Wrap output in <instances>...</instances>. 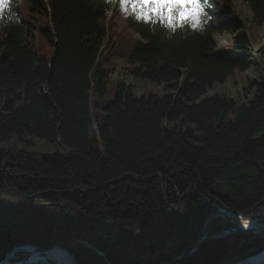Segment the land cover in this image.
Listing matches in <instances>:
<instances>
[{
	"label": "trees",
	"instance_id": "trees-1",
	"mask_svg": "<svg viewBox=\"0 0 264 264\" xmlns=\"http://www.w3.org/2000/svg\"><path fill=\"white\" fill-rule=\"evenodd\" d=\"M242 1L262 25L264 0ZM15 10L20 23L0 29V143L35 135L58 148L0 147L4 218L21 229L33 207L30 219L37 214L42 226L36 237L28 233L33 239L1 232L0 260L20 243L108 230L154 249L177 239L184 248L166 255L168 262L192 247L218 205L246 215L255 208L264 219V79L249 86L240 105L207 94L255 59L248 32L221 0L206 33L172 40L131 20L140 36L121 31L116 8L108 17L96 0H19ZM216 32L231 34V45L218 47ZM256 57L264 62V44ZM117 59L134 78L164 83L167 91L137 95L133 85L113 81ZM11 198L17 204L7 205ZM232 227L217 219L209 234ZM263 244L264 236L231 233L181 264H215ZM114 246L100 240L95 250L70 252L79 264H119L109 254ZM132 255L138 254L124 253L123 261H136Z\"/></svg>",
	"mask_w": 264,
	"mask_h": 264
},
{
	"label": "rangeland",
	"instance_id": "rangeland-1",
	"mask_svg": "<svg viewBox=\"0 0 264 264\" xmlns=\"http://www.w3.org/2000/svg\"><path fill=\"white\" fill-rule=\"evenodd\" d=\"M241 3H238L236 0H221V4L223 6L224 9H229L232 10L234 12H236L237 14V18L242 22L243 26L245 27L246 31L248 32V35L250 36V40L252 42V47L251 50L254 52L255 55V59H254V63L251 66L250 69L240 72V71H235L229 78L228 80L223 83V84H214L211 88L208 89L207 94H226L227 96L231 97L233 100L236 101L237 105H240L242 103H245L247 101V96L251 93L249 90V86L254 83V82H259L261 80L264 79V62L261 61L260 59H258V57H256V50L264 44V23L262 25H257L254 23L253 21V12L251 10V8H249L247 5H245L242 1H240ZM117 23L119 25V29L133 37H137V35L135 34V32H133V30H131L126 22L123 19H117ZM232 35L229 33H223L220 34L218 36V39H216L217 44L219 47L223 46V45H228L231 41H232ZM115 66H116V70L115 72L112 74L111 79L113 81H118V80H124L126 81L128 84H131L135 87V93L137 95H144V94H148L150 92H153L155 94H164L167 89L164 83L162 84H157L154 82H151L149 80H140V79H136L132 76V74L126 69L127 65L125 63L124 60L122 59H117L114 61ZM250 92V93H249ZM253 93V91H252ZM251 95V94H250ZM31 141L32 144H28V141ZM9 146H16L18 149H23V150H28V151H39L42 153H46V152H52L54 150H56L58 148V145L56 144H51L49 142H47L44 139L38 138L35 135H25L23 137H17L14 136L12 137V139L9 142H5V143H0V147H9ZM12 201H6L7 205L11 206L14 205L15 202L17 204V201H15V199L11 198ZM31 207V206H30ZM218 207H220L219 205L215 208L217 209ZM35 208L31 207L29 209V212L27 214V216L23 219H27L25 220L26 223L25 225L20 229V228H15L14 227V223L12 222L13 219H11V221L9 222H5V224L3 222H0V233L3 231H6L7 229L18 235L21 236L22 239H33L31 238L32 235H35L34 237H36V234L38 231H40L42 229V226L39 225V223H36L37 219L36 216L37 214H35V218L34 219H30L31 215L35 213ZM6 212H8L7 210L3 209V207L0 206V213L4 214L2 215L4 217H6ZM255 215V214H254ZM33 216V217H34ZM1 218V217H0ZM217 219H221V221H228L225 218H215L212 221H215ZM209 224V228L211 227V223ZM15 222V221H14ZM249 221H247L246 219H239L236 221V223L234 225V227L232 228H236L239 226H243L244 224L248 223ZM231 223V222H230ZM205 225V223H203ZM14 228V229H13ZM204 228V226H203ZM203 230V229H202ZM225 231L228 233H238V232H234V231H229V229H225L221 232L215 233V234H219L217 237L210 239L206 242H204L203 244H206L209 241H216L217 239L219 240L222 238H225L226 236H228V234H224ZM32 232H34L32 234ZM210 232V229H209ZM28 233H31L32 235L28 236ZM250 234L252 237H263L264 236V232H262L261 234H258V236H255L254 233L252 232H247V234ZM229 234V235H230ZM188 234H183L182 236H186ZM213 235V234H209L208 236ZM181 236V238H183ZM189 236V235H188ZM187 236V238H188ZM82 237H86V238H82ZM178 238V237H177ZM186 239V238H183ZM102 240L105 243L108 244H115V246L113 248L108 247L109 250V254L112 255L114 254V258L118 259L119 264H137L142 262L141 264H160V261H166L163 260V258H165L166 255L169 254H173L174 252H177L178 250L183 249L184 247L179 246L178 240L175 238H171V239H167L166 241L162 242L161 244L158 243V245L160 246V248L154 249L152 247H150L149 242L145 243V244H149L146 247L142 246L140 243L136 244L135 242H132V240L130 241L126 236H123L121 234H117V232H113V231H108V230H97V231H92L89 233H85L84 235H82L81 237H79L78 239L75 240H59L57 243L52 242V241H43L41 242V245L43 246H47V247H43V248H49V247H53V246H57L60 245L66 249H68L69 251H71V248L74 246H79L83 249H93L95 250L96 248V244L99 243V241ZM158 241V240H157ZM131 243H135L134 246H136V249L132 250V246L133 244ZM155 243V242H153ZM25 244H31L34 245L35 247H40L41 245H36V244H32V243H20L19 245H25ZM202 244V245H203ZM201 245V246H202ZM200 246V247H201ZM199 247V248H200ZM16 247H14L13 249H11L10 251H13ZM176 249V250H175ZM96 253H98L99 255H102V252H99V250L96 249ZM197 251V250H196ZM239 251V250H237ZM126 252H133L136 256L132 255V259H136V261L131 262V260H127L128 262H124L123 261V254ZM7 256V253L5 255V257ZM106 261L108 260V257L103 255L102 256ZM91 259V258H90ZM137 259L140 261L138 262ZM226 259V258H224ZM223 259V260H224ZM1 261V260H0ZM222 261V260H221ZM219 261V262H221ZM217 262V263H219ZM163 263V262H162ZM106 264H111L109 262H107ZM194 264V263H192ZM216 264V263H215Z\"/></svg>",
	"mask_w": 264,
	"mask_h": 264
},
{
	"label": "clouds",
	"instance_id": "clouds-1",
	"mask_svg": "<svg viewBox=\"0 0 264 264\" xmlns=\"http://www.w3.org/2000/svg\"><path fill=\"white\" fill-rule=\"evenodd\" d=\"M105 7V15H113L116 8L119 17L143 25L153 35L172 40L177 35L187 38L190 34H204L216 17L213 14L216 0H96ZM19 0H0V29L19 24L16 12ZM140 36V33H135Z\"/></svg>",
	"mask_w": 264,
	"mask_h": 264
},
{
	"label": "water",
	"instance_id": "water-1",
	"mask_svg": "<svg viewBox=\"0 0 264 264\" xmlns=\"http://www.w3.org/2000/svg\"><path fill=\"white\" fill-rule=\"evenodd\" d=\"M177 191H176V195H177ZM186 197V195L181 196L180 199H184ZM220 206V205H219ZM255 209V208H254ZM254 209L252 210V213L250 215H246V214H242L239 212H234L231 210H227L224 206H220L217 209H213L211 210V212L208 214V216L205 219V225L204 228L201 232V234L199 235L198 239L196 240V242L192 245V247H190L188 250H186L182 255L175 257L174 259H172L171 261L168 262H164V263H160V264H181L186 258H188L189 256H191L194 252H196V250L206 241L213 239L215 237H217V234H213L208 236L209 233V224L210 222L215 219V218H225L228 221H230L232 224L236 223L237 220L239 219H246L247 221L254 222L255 224L260 226V229L263 228L264 229V219H260L257 216L254 215ZM11 221V218H0V222H9ZM110 229H117L115 227H110ZM229 231H236L238 233H247V232H252L255 234V236H258L254 229L251 228H244L242 226L236 227V228H230ZM188 235L186 236H182L183 238H187ZM42 249H50L49 248H43L40 247ZM247 258H256V264H264V244L260 247H256V248H252V249H248V250H244V251H237L234 255L230 256L229 258H226L224 260H222L219 263L216 264H237L238 262L247 259ZM0 263H2V260L0 261Z\"/></svg>",
	"mask_w": 264,
	"mask_h": 264
},
{
	"label": "bare ground",
	"instance_id": "bare-ground-1",
	"mask_svg": "<svg viewBox=\"0 0 264 264\" xmlns=\"http://www.w3.org/2000/svg\"><path fill=\"white\" fill-rule=\"evenodd\" d=\"M241 3L240 0H236ZM215 34V39H218ZM242 227L254 229L255 233L261 234L264 229L255 224L248 222ZM227 232L225 231L224 234ZM229 234V232L227 233ZM0 264H79L74 255L66 248L57 245L50 249H42L31 244L18 245L13 251H10ZM237 264H256V258H247Z\"/></svg>",
	"mask_w": 264,
	"mask_h": 264
}]
</instances>
